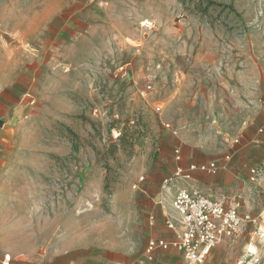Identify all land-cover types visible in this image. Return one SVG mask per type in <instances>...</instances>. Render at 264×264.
Listing matches in <instances>:
<instances>
[{"label":"rangeland","instance_id":"374dc122","mask_svg":"<svg viewBox=\"0 0 264 264\" xmlns=\"http://www.w3.org/2000/svg\"><path fill=\"white\" fill-rule=\"evenodd\" d=\"M262 81L264 0H0V264L144 259L143 188L229 152Z\"/></svg>","mask_w":264,"mask_h":264},{"label":"crops","instance_id":"0c3cea01","mask_svg":"<svg viewBox=\"0 0 264 264\" xmlns=\"http://www.w3.org/2000/svg\"><path fill=\"white\" fill-rule=\"evenodd\" d=\"M248 97L249 120L242 129L240 137L234 139L229 152L216 148L214 155L209 156L206 152L212 151H205L198 146L182 148L179 154L180 159L177 160L175 156L174 168L170 172L172 174L176 167H186L190 163L215 161L218 165L216 173L209 174L197 170L192 173V183H180L178 186H169L162 190V181H160L157 185L153 183L151 187L148 184L143 188L145 198L142 202L143 225L146 231L144 248L150 238L165 240L174 238L175 231L164 224V219L165 215L175 217L172 199L180 187L200 190L214 198L237 200L241 205V212H251L253 216L259 218V230L255 225L249 224L238 237L216 244L204 264H245L241 258L244 256L242 255L243 250L234 252L233 248L247 247L248 244L244 239L250 237L251 234L260 239L264 237L262 229V224H264V173L260 176L257 185L248 180L249 167L264 164V104L261 101L264 100V81L259 82ZM260 128L262 131H259ZM154 259L153 262L146 264H189L181 252L174 247L156 250ZM142 260V254L134 257L100 246H84L54 254L47 258L44 264H142Z\"/></svg>","mask_w":264,"mask_h":264},{"label":"built area","instance_id":"2783aa9c","mask_svg":"<svg viewBox=\"0 0 264 264\" xmlns=\"http://www.w3.org/2000/svg\"><path fill=\"white\" fill-rule=\"evenodd\" d=\"M261 101L264 104V100ZM166 126L170 127L169 124ZM259 131H262V128ZM179 154L177 148L175 150L177 160L180 159ZM217 168L215 161L190 163L186 167L178 166L172 174L163 178L161 189L168 188L174 181L192 179L193 171L214 174ZM248 171V180L257 185L260 176L264 173V164L251 166ZM143 179V177L139 178L140 181ZM172 207L175 217L165 215L164 224L175 231L174 238L171 240L150 238L144 248L142 264L153 262L156 250L169 247L181 252L189 264H204L216 244L238 237L249 224L255 225L259 230V218L253 216L251 212H241V205L237 200L214 198L200 190L180 187L172 199Z\"/></svg>","mask_w":264,"mask_h":264},{"label":"bare ground","instance_id":"6f19581e","mask_svg":"<svg viewBox=\"0 0 264 264\" xmlns=\"http://www.w3.org/2000/svg\"><path fill=\"white\" fill-rule=\"evenodd\" d=\"M144 23V22H143Z\"/></svg>","mask_w":264,"mask_h":264}]
</instances>
